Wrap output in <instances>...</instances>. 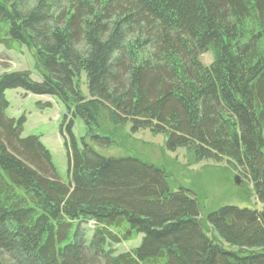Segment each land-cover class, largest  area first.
Wrapping results in <instances>:
<instances>
[{
	"label": "trees",
	"instance_id": "16d2710c",
	"mask_svg": "<svg viewBox=\"0 0 264 264\" xmlns=\"http://www.w3.org/2000/svg\"><path fill=\"white\" fill-rule=\"evenodd\" d=\"M14 42L40 78L0 75V264H264V209L220 207L207 231L164 168L98 150L149 128L169 150L234 161L264 202V0H0V44ZM12 88L66 105L68 183L25 116H7Z\"/></svg>",
	"mask_w": 264,
	"mask_h": 264
},
{
	"label": "rangeland",
	"instance_id": "374dc122",
	"mask_svg": "<svg viewBox=\"0 0 264 264\" xmlns=\"http://www.w3.org/2000/svg\"><path fill=\"white\" fill-rule=\"evenodd\" d=\"M204 64H210L213 53L201 56ZM30 70L32 77L39 80L35 68L32 50L25 44L14 42L12 48L0 44V75L5 72ZM82 91L88 94L85 74ZM9 107L6 114L19 119L25 116L23 136L38 135L52 155L53 163L59 177L69 182L68 144L70 136L65 132L64 118L66 105L56 96L47 94L26 93L23 88H12L6 91ZM86 125L81 117L74 118L73 134L79 145L86 134ZM115 143L108 148H98L108 156H132L143 162L164 168L168 174V182L172 191L180 188L189 190V195L196 197L200 203V217L205 229L210 230L208 214L226 205L262 210L264 202L257 197L253 181L237 164L223 158L196 160L185 147L169 150L166 147V136L155 134L149 128L130 130V124L115 129ZM67 138V139H66ZM68 141V144L66 143ZM240 180L237 183L236 179ZM93 229V222L89 224ZM209 235H212L209 232ZM142 234H135L127 241L117 245V250L125 251L138 246ZM225 245L233 249L235 246Z\"/></svg>",
	"mask_w": 264,
	"mask_h": 264
},
{
	"label": "water",
	"instance_id": "95a60500",
	"mask_svg": "<svg viewBox=\"0 0 264 264\" xmlns=\"http://www.w3.org/2000/svg\"><path fill=\"white\" fill-rule=\"evenodd\" d=\"M236 181H237V183H240V180L238 179V177H237Z\"/></svg>",
	"mask_w": 264,
	"mask_h": 264
}]
</instances>
